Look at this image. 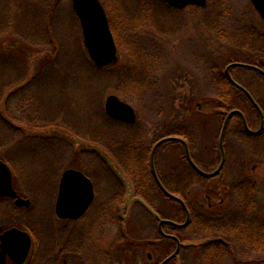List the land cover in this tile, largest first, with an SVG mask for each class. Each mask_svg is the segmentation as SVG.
Returning <instances> with one entry per match:
<instances>
[{"label":"rangeland","instance_id":"rangeland-1","mask_svg":"<svg viewBox=\"0 0 264 264\" xmlns=\"http://www.w3.org/2000/svg\"><path fill=\"white\" fill-rule=\"evenodd\" d=\"M122 1L134 8L136 0ZM32 2L39 6L40 0ZM2 4H6L4 0H0ZM206 7L209 11L195 12L187 7L181 14H174L168 6H157L155 14L163 21L162 29L168 36L162 37L158 33L153 37L149 29L140 32L136 49L145 47L148 50L150 45L156 44L158 49L155 52L161 54L156 59L150 53L146 61L143 53L134 57L135 49L128 38L131 33H126L128 30L120 24L111 3L110 10L121 33L119 63L125 65L129 61L128 65L131 64L134 69L130 75H134L136 81H143L144 75H149L148 80L154 87L146 95L132 90L135 88L134 83L128 81L126 76L120 77L116 70L102 71L88 60L79 22L71 9L70 0H60L57 6L56 16L51 22V39L39 25L36 29L35 25L24 27L19 24L17 28L6 31L4 13L0 15V54L3 51L13 52L10 53L11 63H0V161L6 163L12 171L13 186L17 193L29 200L28 207H16L8 199L0 200V225H18L30 232L33 246L26 264H46L47 261L50 264H79V257L74 256L73 252L69 253L70 258L57 257L74 229L72 221L59 220L54 212L59 180L66 169L86 170L87 177L94 185V200L82 216L81 233L75 237V241L69 243L67 250L75 248L80 251L79 246L82 247L80 259L84 260L95 259L94 252L97 250L105 253L109 250L108 260L111 264H159L175 252L173 240L167 237L158 241L151 239L156 234L158 219L143 202L133 196L130 176L124 172L112 153L100 143L90 140V137H98L96 133L99 128L116 135L135 134V131L123 133L126 130L121 126L123 122L106 115L105 100L114 95L134 109L137 121L147 128L145 140L148 143L152 135L166 124L193 128L196 133L194 155L197 153L206 171L210 172L220 162L218 141L230 111L222 107L220 98L223 94L219 98L220 93L225 92L217 85L224 81L227 83V96L233 98V94L237 95L234 98L236 106L245 107L250 117L249 126L252 130L257 129L258 119L255 118L253 108L250 103L246 104L247 100L237 89L233 90L235 86L231 87L226 70L234 63L256 62L253 60H257L264 70V49L259 50L256 56L250 47L232 45L231 33L223 29L222 25H229L232 20L235 26L242 27L246 41L254 46L260 42L263 47L264 23L249 0H207ZM223 9L222 24L218 20L213 21L211 24H215V28H207L210 19L219 18L218 11ZM24 18L28 22L33 20L32 9L27 11ZM175 22H180V27H176ZM254 31L258 37L253 34ZM23 34L36 39H21L23 48L20 53L17 50L15 53L14 49H18L21 44L16 42L13 48L8 38L19 41L18 35ZM254 35L260 41H256ZM247 36L254 38L248 39ZM228 74L244 86L261 107L264 105V82L257 80V75L239 66L230 67ZM237 129L236 121H231L224 130L226 132L221 140L225 161L221 173L205 181L202 188L200 185L195 186L196 209L215 213L223 211L232 198L237 200V196L231 192L232 186L246 179L252 183L258 210L264 214V138L246 144L247 147L232 135ZM156 142L152 143L150 150ZM37 144H42V147H34ZM255 148L261 150V154H253L251 149ZM181 152L182 147L173 148L167 142L159 145L153 156L156 176L157 170L166 174L172 169ZM150 153L148 170L153 178ZM90 156L102 159L107 172L103 173L94 167V162L92 166L88 158ZM116 183L118 186L120 183V191L116 190ZM114 193L120 194V202L116 211H113L118 221L97 220L98 208L112 200ZM164 196L167 201L159 199L157 209L161 212L160 219L170 220V215L177 207L171 205V198ZM163 228L161 230L166 234ZM119 235L131 242L125 246L124 254L113 250L114 241ZM217 235L206 239H227ZM184 237L186 240L180 241L182 246L168 264H194V252L206 239H192L187 235ZM48 251L54 255L47 256ZM64 254H67L66 250ZM258 258L261 257H238L232 253L226 259V264H256L254 260Z\"/></svg>","mask_w":264,"mask_h":264},{"label":"trees","instance_id":"trees-1","mask_svg":"<svg viewBox=\"0 0 264 264\" xmlns=\"http://www.w3.org/2000/svg\"><path fill=\"white\" fill-rule=\"evenodd\" d=\"M4 1L6 4L0 5V15L4 13V30L9 31L14 27L17 28L19 24H22V26L24 27L27 25H35L34 26L35 28L37 27V25H39V27H43L46 30L47 37L51 39L50 37L51 22L54 20V17L56 16V9L60 3V0H40L39 6L37 4H34L32 0H4ZM101 2L104 5L105 10L107 12L111 31L113 33L118 51L121 49L120 48L121 33L118 31L115 18H113L112 16V12L110 10L111 3L114 6V11L117 12V17L120 19V24L121 25L123 24L125 30H128L126 31V33L127 32L131 33V35H129L128 38L129 40H131V44L134 46L135 49L134 57L137 56V54L141 56V53L144 54V57L146 56V61H148V57L150 53H153L156 59L161 57L160 53L155 52V50L158 49V46L156 44L150 45L148 50H146L145 47H140L139 49H136V45L138 44L137 42L138 35L140 34V32L144 30L149 29L150 34L153 37L159 34L162 37L168 36V34H165V32H163L162 29L164 24L163 21L159 19L155 14V9L157 8V6L167 7V5L162 0H136L134 4V8L127 6L122 0H112V1L110 0L108 2L105 0H101ZM220 5L223 8L222 3H220ZM215 6L218 7L217 5ZM168 8L172 12H174V14L175 13L181 14L180 12L182 10H175L170 7ZM30 9H32L33 11V20L28 22L24 18V16L27 13V11ZM188 9H192L193 11L198 12L200 10H207V7L206 8L188 7ZM222 13H224V9L218 11L219 18L210 19L208 24H206V27L215 28L214 27L215 24H211L213 23V21L217 22L218 20L221 23L224 20L223 18H221ZM35 21H37V24ZM0 25H2L1 22ZM174 25L176 27L178 26L180 27L181 24L180 22H175ZM229 25L225 24L222 25V27L223 29H226L228 33H231L230 38H232V42H233L232 45L240 44L244 47L245 46L250 47L249 49H251L252 54L258 56L259 54L257 52L259 50L262 51V49H264V46L262 47V44L260 42L255 44V46L253 44L251 45L250 41L248 40H247L248 42L246 41V36L242 33V27L235 26L232 20H230ZM252 28L253 26L251 25L250 29ZM253 34L257 36L258 33L254 31ZM218 36L220 35L218 34ZM256 36H255L256 41H260L259 39L256 38ZM31 37L32 36L28 38L23 34L21 36L18 35L17 38H19V41L14 40L12 38H8V40H10L9 44H11V47L13 46L15 47L16 42L17 43L20 42L21 46L18 49L16 48L14 49L15 53H16L15 50H17L20 53L23 48V43L20 40L22 39V41H27L28 39L30 40L36 39L35 37L32 38ZM247 38L251 39L254 37L247 36ZM32 42L34 43V41ZM247 44H249L250 46H247ZM254 50L255 52H253ZM10 53L12 54L13 52L8 53L3 51V54L2 53L0 54V63H2V65H4V63H11L12 60ZM128 63L122 65L118 61L115 65L102 68L100 70L102 71L116 70L117 74L119 73L120 77L126 76L128 81L134 83L133 86L135 88L132 90L141 91L144 95H146V93L148 92L151 93V89L154 86H152L151 81L148 80L149 75L145 74L146 71L144 72L145 75L143 77V81H141V79L136 81L137 79L134 78V75H132L133 77L130 75V71L132 73L134 69H132L131 64L128 65ZM148 64H146V66H148V68L150 69L149 67L150 64L149 65ZM137 68L139 69V67ZM136 74H138V76L140 75L138 71ZM220 83L221 84L217 85L218 88H220L221 90H223V92H225V93L221 92L219 95L220 98L221 94H223L222 98H220V101H222L223 104L222 107L228 108V110L237 108L238 106H236V99H234L235 97H237V95L233 94V98L232 96L231 98L228 97L227 96L228 93L225 90L227 83L225 81ZM233 90L235 89L233 88ZM224 97H226V101L223 102ZM241 108H243L244 111L246 110L245 107L242 105ZM158 109H161V107ZM104 122L107 121L104 120ZM114 124L117 123H113L112 125ZM121 126H123L126 129L125 131H123V133H127V131L129 132L135 131V134L131 136H129L131 133L116 135L114 133H109L108 131L105 132V130L99 128V130H97L96 133L99 136L98 137L91 136L90 140H94L100 143L102 146L105 147L107 151L112 153L115 160L118 161V163H120V166L122 167L124 172L130 176L131 179L130 187L132 186L131 193L133 194V196L135 198L140 199L147 207H149L152 211H154L156 215L160 216L161 212H159L157 209V205H158L157 202L159 199L161 200L163 199L165 201L167 198L158 189L156 183L154 182L148 170L149 153L151 151L150 150L151 145L157 140H160L168 136L182 138L186 141L188 145L191 158L195 160V155H194V151H195L194 147L196 146L195 130L189 126L169 123L166 124L167 127L164 126L163 128H160L161 130L159 132L156 131V133L152 135L153 138L148 143L145 140V136L147 135V128L144 124L137 121L135 124L132 125L122 123ZM233 136L236 139H238V141L241 142L242 145L251 144L252 141L259 140V138L257 137H253L251 135L246 134L244 130L237 133L236 132L233 133ZM167 143L170 144V146H172L173 148L182 147L183 152H181L180 156L176 159L177 163L172 167V169L168 170L166 174L161 173L159 170H157V174L164 188L171 194L176 195L183 200L189 212V221L184 228H176L168 224H165L163 225L164 232L166 234L177 236L180 241L186 240L184 235L191 236L193 237L192 239H202V238L206 239L208 236H213L214 234L217 233L218 235H223L225 236V238H227L225 240L219 238L214 240L206 239L194 252V264H226V259L228 258V256L230 255L232 256V253L233 254L235 253L238 257L242 256L247 258L260 256L261 258H258V260H254V261L256 264H264V214L258 210V205L256 198L254 196L252 183L249 180H241L239 182H236L232 186L231 192L233 195H235V197L237 196L236 197L237 200L232 198L228 203V205H226L224 210L219 213H215L211 211L204 212L202 210H199L200 208L196 209L195 200L197 193L195 190V186L200 185V187L202 188L203 186L202 184L205 182V180L199 177L194 170L190 169L184 153V147L178 145L180 144L179 142L171 141ZM246 146L248 147V145ZM34 147H42V144L34 145ZM256 148L255 150L251 149L253 154L260 153L261 150L259 151ZM88 158H90L92 166L94 162V167L99 168L103 173L107 172L103 167L102 159H100L99 157H96L95 159L93 158V156H90ZM4 160L6 159L4 158ZM184 167L186 168L185 173H183V171L181 170ZM81 171L86 176H88V172L86 170H81ZM116 188H117L116 190L120 191L121 189L120 183L119 186L116 183ZM156 189L160 191L162 195L161 194L158 195V191ZM119 195L118 193L117 194L114 193L112 200L104 202L98 208L95 217L97 220L100 219L101 222L105 221L106 219H110L112 221H118V218L115 216V213L113 211L114 209L116 211L117 205L120 202ZM171 202H172L171 205L176 206L177 209L175 212H172V214L170 215L171 217L169 219L178 223H183L186 218V213L184 209L179 204V202L172 199ZM82 221H83V217L76 221L71 222L74 225V229L70 234L71 236L68 238L67 244H65V246H62L61 249L62 252H60V254L57 256L58 259H60L61 256H66L67 258L68 257L70 258L71 256L69 255H71L73 252L74 256L79 257L78 259L79 264H111L110 260H108V258H110L109 250H106V253L104 251L99 252L97 250L96 252H94L96 258L89 260L80 259V255L82 251V247L80 246H79L80 251L78 250L76 251L75 248L67 250L68 246L70 245L69 243L75 241V237L81 233V230L79 229L82 226L81 223ZM120 235L114 241L113 250L118 251L121 254H124L126 252L125 246L131 244V242L125 236L123 235L120 236ZM164 238L165 237L159 233L157 228H156V234L153 237H151V239L154 241H158ZM65 250L67 251V254H64ZM73 250H75L76 252ZM107 254H109V257L107 256ZM53 255L54 254H52V251L47 252V256L51 257ZM48 264H50V262H48Z\"/></svg>","mask_w":264,"mask_h":264},{"label":"water","instance_id":"water-1","mask_svg":"<svg viewBox=\"0 0 264 264\" xmlns=\"http://www.w3.org/2000/svg\"><path fill=\"white\" fill-rule=\"evenodd\" d=\"M169 6L177 9H182L187 6L204 7L207 0H163ZM254 10L259 17L264 21V0H249ZM71 8L76 15L79 26L81 28L82 42L86 50L89 61L96 68H105L114 65L117 60V47L110 30L109 20L105 9L100 0H70ZM234 66H243L254 68L249 65L234 63L226 70V76L230 83L242 90L248 98L253 102L249 93L232 80L228 74V69ZM258 70V69H257ZM264 75V72L259 70ZM254 103V102H253ZM105 113L108 117L124 122L126 124H134L136 121V114L134 109L126 102H123L114 95H110L105 100ZM232 114H242L233 110L226 116L222 131L220 133V144L223 133L229 117ZM244 125L251 135H257L260 131H250L247 128L246 122L243 119ZM177 141L185 146L186 156L191 167L200 175L205 177H212L216 175L223 163L211 174H206L200 171L190 158L185 142L177 137H166L155 143L150 153V166L154 181L161 192L167 197L179 202L186 212V221L183 224H177L171 220L160 219L158 216V229L160 233L168 238H172L176 242V250L160 264H166L172 260L178 251L180 241L170 235H165L161 228L163 224L172 225L174 227L183 228L188 223L189 213L183 201L172 194H170L160 183L156 176L153 156L156 148L164 142ZM0 198L14 199V204L18 207H28L29 200L21 198L13 188L12 171L9 166L0 161ZM94 200V189L92 182L79 170L66 169L59 180L58 194L55 202V215L61 220H77L83 216L89 206ZM150 210V209H149ZM151 211V210H150ZM152 212V211H151ZM153 213V212H152ZM154 214V213H153ZM31 248V239L28 233L20 231L17 228H11L0 235V264H5L6 259L9 258L14 264H25Z\"/></svg>","mask_w":264,"mask_h":264},{"label":"flooded vegetation","instance_id":"flooded-vegetation-1","mask_svg":"<svg viewBox=\"0 0 264 264\" xmlns=\"http://www.w3.org/2000/svg\"><path fill=\"white\" fill-rule=\"evenodd\" d=\"M263 22V21H262ZM264 23V22H263ZM242 64H244V63H242ZM245 64H247V63H245ZM248 65H250V66H252V67H254V69H251V68H245V67H243L245 70H250V72H252L253 74H255V75H257L259 78L257 79V80H259V81H263L264 82V75L261 73V72H259V70H261V71H263L264 72V70L260 67V63L256 60V62H252V63H250V64H248ZM262 67L264 68V66L262 65ZM258 69V70H257ZM230 76H231V74H230ZM231 78H232V80L233 81H235L239 86H241L244 90H246L248 93H249V95L251 96V99L253 100V102H255V103H257V104H253L252 102H251V100L248 98V96H246L240 89H238V88H235V87H233L234 89H237V91H239L240 92V94L247 100V103L246 104H248V103H250V105H251V108H253V111L255 112V118L256 119H258V127H257V129L256 130H259L260 129V131H259V133L257 134V136H253V137H257V138H264V105L261 107L260 106V104L258 103V101H256L255 100V98L253 97V95L244 87V86H242L240 83H238L234 78H233V76H231ZM231 84V83H230ZM231 86H233L232 84H231ZM246 86V85H245ZM245 101V100H244ZM237 111H239L241 114H242V116H240L239 114H232L230 117H229V119H228V121H227V125H228V123L229 122H231V121H236V123H237V130H236V133L237 132H240V131H245L246 132V130H245V125H244V122H243V119L245 120V122H246V125H247V127H248V129H250L251 131H256V130H252L251 129V127L249 126V120H250V117L248 116V114L241 108V107H237V109H236ZM253 112V113H254ZM225 119V118H224ZM226 125V126H227ZM226 132V131H225ZM224 132V133H225ZM234 133H235V131H234ZM238 134H240V133H238ZM246 134H248L247 132H246ZM233 135V134H232ZM249 135V134H248ZM252 136V135H251ZM235 138V137H234ZM236 139V138H235ZM237 141H238V139H236ZM239 142V141H238ZM218 145H219V152H220V162H219V164L217 165V167L216 168H214L212 171H210V172H207L206 171V169H205V166H204V164L201 162V160L198 158V155H197V153H195V156H196V158H195V160H193V163H194V165L200 170V171H202L203 173H206V174H211V173H213L214 171H216V169L218 168V166L220 165V163L222 162V159H223V163H222V166H223V164H224V161H225V149H224V147H223V144H222V140H221V144H220V138H219V141H218ZM188 166L190 167V169H192V170H194L191 166H190V164L188 163ZM222 166H221V168H220V170H219V172L216 174V175H214V176H212V177H205V176H202V175H200L199 173H197V175L199 176V177H201V178H203L205 181H207V180H209L210 178H214L215 176H217V175H219L220 173H221V169H222ZM182 171H183V173H185L186 172V168L184 167V168H182L181 169ZM246 180V179H245ZM200 191V190H199ZM21 197V196H20ZM3 199H8V200H11L12 202H13V204H14V200L13 199H9V198H0V200H3ZM11 228H17V229H19L20 231H23V232H26V233H28L29 235H30V238H31V249H30V254L32 253V236H31V234H30V232H28L27 230H24L22 227H20V226H18V225H13V226H3V225H0V235H2L3 234V232H5V231H7L8 229H11ZM5 264H14L9 258H7L6 259V263Z\"/></svg>","mask_w":264,"mask_h":264}]
</instances>
